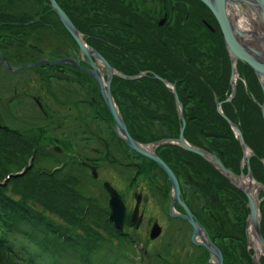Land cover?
<instances>
[{"label":"rangeland","instance_id":"374dc122","mask_svg":"<svg viewBox=\"0 0 264 264\" xmlns=\"http://www.w3.org/2000/svg\"><path fill=\"white\" fill-rule=\"evenodd\" d=\"M156 1L150 0L148 4L154 3V6H159L161 0ZM167 1L171 4H174L175 1L178 3L169 14L167 13L168 9L167 12L164 11L161 14L158 11V19L165 14L168 19L172 15L178 14V11L181 14L184 9H189L197 14H203L204 9L208 10L200 0ZM1 4L4 7L8 6L5 10L8 14L25 12L30 18H34L38 10L32 0H15L10 3L0 0ZM226 10L230 21L233 23L234 30L243 33L237 39L248 48L252 47L257 52L256 57L261 60L264 57V29L260 13L254 6L253 0H230ZM210 17L211 20L209 21ZM81 23L84 24V27L90 29L87 26L86 19L82 20ZM207 24L212 29L217 26L212 13L209 15ZM26 32L19 38L21 42L17 41L20 46L14 44V46L2 52L8 57L9 61H12L9 62L11 65L26 59L27 62L36 61L44 55L49 57L70 55L72 58L80 60L82 65L86 64L87 59L80 55L79 49L73 41L74 39H71L56 16L46 26ZM201 39L203 41L204 38ZM16 57L18 58L15 59ZM236 64L235 69L238 74L241 73V69L246 70L248 68L252 70L246 63L241 61H236ZM83 66L87 67V65ZM233 67V60L230 55L228 86H230ZM70 69L60 80L57 78L48 79L47 72L49 71L47 69L43 71L38 66L12 73L6 71L2 65L0 66V124L16 134L15 138L9 136L7 141H10V143L7 146L5 136L3 137L0 132V178L8 172L21 171L28 165V156L33 153L29 150L35 145L33 141L38 142L35 145L38 146V149L35 151L36 156L31 159L32 166L27 174L28 177L32 173L31 178H33V181L36 182L43 177L44 172L47 173L55 169L53 167L57 166L60 161L67 160V163L61 167L62 173L57 176L60 178L62 175H66L67 178L62 183H60L61 179L60 182L47 181L50 178V176H47L39 189L43 193L34 192L32 198L28 197L27 200L21 197L20 193H23V189L20 190V187L15 185L17 188L12 190V185H10L6 188L5 196L22 204L20 205L22 208H18L19 206L16 204L14 207L24 213L23 217L27 219V222L30 219L28 215L37 216L48 220V224L52 222L54 226L58 227L57 230L60 231V234L65 233L84 237L86 230L96 234L94 244L97 250L93 252L95 256V262L92 261L93 264H145L142 251H145L147 255L145 257L146 264L147 262L153 264L156 260L172 262L175 260L196 259L199 262L203 261L200 260L203 259L201 257L204 254L203 251L199 250L197 244L191 242L192 229L190 225L182 218L167 215L168 203L171 198L169 196L171 186L167 176L159 171L158 166L155 167L147 160L144 163H135L129 159L130 153L127 147L122 144L116 134L111 133L114 124L104 104L103 108L100 104L102 99L95 81L89 76L76 75L71 67ZM100 70L104 72L102 67ZM51 73L49 72V74ZM240 76H238V79ZM244 82L242 78V83ZM258 82L262 89L264 87V76L260 77ZM122 91L126 90L123 89ZM263 101L264 95L259 105L262 110ZM263 111H261V117ZM95 117L99 118L96 119ZM262 120L264 124V117H262ZM231 129L233 128L231 127ZM233 130L235 131V129ZM255 131L252 134L253 139H255L258 146H262L263 143L264 147L263 137L261 135L257 137ZM15 141L20 146L18 150L22 153L16 152L13 144ZM70 144L75 146L72 151ZM86 147L88 148L86 149ZM101 151H103L102 156H100ZM97 152H99V155H97ZM105 154L108 155L104 156ZM96 156L101 157V162L96 164V177L94 178L91 175L90 168L83 163L94 164L92 162ZM252 156H254V152L245 144V152H242L238 165V172L240 173L235 174V177L239 180H244V177L248 176L246 170L249 157ZM260 160L262 171H264V156ZM137 165L140 166V169L137 168ZM209 166L211 167L210 164ZM58 174L56 173V175ZM133 178L136 179L133 180ZM250 179L257 185L255 188L256 199L254 200L259 205L260 212V203L263 201L261 199L264 198V185L253 178ZM104 181L116 190L125 208L126 222L123 218L125 223V227L122 228L123 231H114L113 227L115 226L107 218L109 197L106 190L102 188ZM228 181L237 186L231 179L228 178ZM13 182L16 181L13 180ZM63 184L68 186L74 184L72 189L76 191V195L72 192V199H69L71 202L66 201L64 196L60 197L63 191L66 192L63 189ZM32 186L34 187V184ZM236 188L240 190L238 186ZM52 191H58L59 193L52 195ZM137 194H141L142 198L139 204V214H142V221L135 229L134 226L129 225L128 220L135 204L134 196ZM39 196L41 199L47 198L49 202L54 203V208L45 209V206L36 200ZM79 196L80 198L76 202L75 200ZM12 203L14 204V202ZM195 204L197 203L191 205L192 211L195 216L203 220L205 213L199 214V209H197L199 207ZM57 206H59L58 209ZM259 212L257 213L258 226L259 231L262 232L261 224L263 221ZM155 222L161 226L162 232L159 237L149 239L151 226ZM5 223V226L8 227L7 221ZM19 226L25 229L29 228L24 223H19ZM251 230L254 237L251 233L248 237H253L254 241L249 244L252 247L253 245L259 247V257H263L261 264H264V247H262L263 245L256 232L252 228ZM2 232L0 231V234ZM124 232L126 234L130 233V236L125 238L118 235V233ZM50 237L51 235L47 234L49 241H52ZM19 240L25 242L22 237ZM254 249L256 248L254 247ZM48 252H51L50 249H48ZM48 252L47 256L44 257L48 260L56 257L57 260L54 264H89L86 259L84 260L76 255L70 247H67L63 254L58 255L59 257L51 256ZM44 257L43 259H45Z\"/></svg>","mask_w":264,"mask_h":264},{"label":"trees","instance_id":"16d2710c","mask_svg":"<svg viewBox=\"0 0 264 264\" xmlns=\"http://www.w3.org/2000/svg\"><path fill=\"white\" fill-rule=\"evenodd\" d=\"M4 1L10 3L15 0ZM32 1L46 10V20L43 15L38 14L39 19L32 21L28 27L7 23L10 21L9 17L16 15L6 13L8 6L0 5V29L7 33L0 38L1 46H11L13 40L21 42L17 39L18 35H23L26 30L30 32L34 28L46 26L52 18L49 15L54 16L47 0ZM56 1L82 33L86 44L99 52L118 72L119 76H113L111 79V91L133 138L145 143L178 136L181 121L178 105L173 96L174 88L186 122L185 140L194 143L195 129L199 133V146L207 152L210 151V143L216 141L215 155L218 160L226 169L239 173L238 165L243 150L233 129L223 118L224 115L237 126L245 144L254 152V156L248 160L250 171L253 178L264 185V171L260 160L264 156V147L263 143L262 146H258L252 136L256 130V136L261 135L264 139V124L259 107L263 99L262 89L251 69H241L239 75L245 84L241 79L238 80L235 94L228 100L231 92L228 86L229 53L226 51L218 25L212 30L206 25L210 11L204 9L203 14H197L184 9L181 14L178 11V14L172 15L161 26L158 24L159 13L167 12L168 9L169 14L178 2L171 4L167 0H161L159 6H154V3L148 4L150 0ZM85 19L90 29L81 23ZM11 34L14 35V39ZM201 38H204L203 41ZM120 74L135 78H122ZM123 89L126 93L122 91ZM218 104L222 113L217 110ZM164 150L159 152L161 157L164 156ZM184 155L182 151L175 154L177 157ZM200 161L208 168L210 175L215 174L219 179L217 185L211 179H205L207 185L201 186L200 189H204L207 197L214 194L223 200L228 198L227 196L245 197L223 175L212 170L203 159ZM193 168L190 166L188 170L189 173L195 174L196 178L197 174ZM29 172L30 169L27 168L24 174L14 176L13 172H8L0 178V231H3L0 234V264H54L56 257L52 260L44 257L47 256L48 249L51 256H58L63 254L67 247L82 259H86L89 264H93L92 261L95 262L93 252L97 250L94 244L96 234L90 230L84 232V237L60 234L58 227L52 222L48 224V220L37 216L28 215L30 219L27 222L23 217L24 213L14 207L17 205L18 208H22L20 206L22 204L5 196L7 186L12 185V190L19 186L20 190L23 189V193H20L22 196H19L28 200V197L32 198L34 192L43 193L39 189L47 176H50L47 181L62 180L60 183L67 178L66 175L57 177L62 172L54 170L44 172L43 177L35 182L31 178L32 173L27 177ZM73 185H64L63 189L66 192L63 191L60 195L68 202H71L69 199H72L73 194L76 195V191L72 189ZM28 186L32 188L29 189ZM212 186L218 188L213 194ZM58 193L51 192L52 195ZM79 198L80 196L75 201L77 202ZM36 200L44 205L45 209L55 206L47 198L41 199L39 196ZM260 204V215L264 222V200ZM6 221L8 227L5 226ZM19 223H24L29 228H21ZM47 234L51 235L52 241H49ZM20 237L24 238L25 242L19 240Z\"/></svg>","mask_w":264,"mask_h":264},{"label":"flooded vegetation","instance_id":"af4514ba","mask_svg":"<svg viewBox=\"0 0 264 264\" xmlns=\"http://www.w3.org/2000/svg\"><path fill=\"white\" fill-rule=\"evenodd\" d=\"M35 5L38 8V10L35 14H39L41 16L43 15V18H45V20H46V16H45L46 10H44L43 7L37 6L36 3H35ZM51 12L55 16V13L53 11H51ZM15 15L16 16H14V17H9L10 21H8L7 23H9V24L10 23H17V24H20L21 26L28 27V25L30 24V21H29L28 16L26 15L25 12H20L19 14H15ZM49 16L52 17L51 20L54 17L52 15H49ZM26 33L27 32H25L24 34H26ZM65 57L72 58L70 55H62V57L55 56V57L51 58V61H54L55 59L65 58ZM17 58L18 57H16L15 59H17ZM72 59L75 61L77 60L74 57ZM7 60H8V62H12V61H9L8 57H7ZM26 60H22L21 62L18 61L17 63L22 64V62H27ZM78 62L81 66L87 65V67L86 66H83V67L89 68L88 60H87L86 64L84 63L83 65L80 62V60H78ZM61 64L67 66V69L65 71L64 69H62L60 67V68H58V72L66 74L67 71L71 70L70 69V67H71L73 69L72 71H74L76 75H81V76L85 75L88 77V75H86L81 70L77 69L75 66H72L71 64H69L67 62L66 63L62 62ZM1 65L3 66L2 58L0 55V66ZM22 70H20V71H22ZM15 72H19V71H15ZM62 79H63V75H61L60 80H62ZM100 104H102V108H103V104H104V107L106 108L107 112L109 113L105 102L101 101ZM181 111H182V107H181ZM109 115L111 117L110 113H109ZM95 118L97 119L99 117H95ZM111 119H112V117H111ZM184 129H185V127H184ZM111 130H112L111 133L113 132L114 134H116L120 138V135L116 132V130H114V126L112 127ZM193 131H194V135H195L194 143H192L190 141L189 142L186 141V142L191 147L200 149L201 146H199V133H197L195 131V129H193ZM177 138H178V136L173 137V138H170V137L162 138L161 142H165V143L164 144H156V146H154L155 142H145L144 143V142H139L138 140L137 141H138V144H140L145 151L147 150V149H145L146 147H150V150H147V151L151 152V149H152L153 153H154L156 147H158L159 145H164V148H159V151L165 149L163 151L164 156L161 157L162 160L167 165L170 166L173 174L176 175V177L177 176H178V178L182 177V183L180 185L181 192H180L179 197H181V200L184 202L185 206L190 211L193 220L198 225V228H200L198 235H196L194 238V239H196L195 242L191 239L192 234H193V228H192L191 224L187 220H185L184 218H182V217L181 218L183 220H185L190 225V227L192 229V233L190 236L191 242L194 244H197L200 248L199 250L203 251L204 254L201 255V257L203 259H200L203 261L199 262L196 259H187L184 261H176L175 260L172 262L156 260V261H154L155 263H153V264H217L216 256L212 255L210 253V251L207 250L206 247L203 245V243H204V241H206V239H209L211 244L214 243L215 246H213V245L212 246L214 247V249H216L219 252L220 260L222 261L221 264H261L263 257L262 258L259 257V247L254 246V245L252 247L251 244H249L251 241H254V239H253L254 235L252 234L251 228L255 232H256V230L251 225V222L249 220L250 215H249V204L247 202V198L246 197H239V196H234V197L230 198L229 196H227L228 198H224V200H223L221 197H218L215 194L207 197V195H205L204 189H200L201 186L206 187L207 184H206L205 179H211L213 181V183L216 185H217V183H219V179L217 178V176L215 174L210 175V173H208L209 172L208 168L205 167L204 164L200 161V159H203L201 156H198L197 154L193 153L190 150L187 151L179 142H177ZM120 140H121V138H120ZM78 142H80V141H78ZM36 144H38V143H35V145ZM35 145H34V148L36 147L35 149L37 150L38 146H35ZM216 147H217L216 141L213 140V142L210 143V151L209 152L210 153L212 152L215 154L217 152ZM87 148L88 147H86V149ZM84 149H85V147H84ZM72 150H74V149L72 148L71 151ZM178 151H180V152L182 151V153H185V155L182 157L175 156V154ZM129 153H130L129 159L131 161H134L135 163L136 162L144 163L147 160L150 164L154 165L155 167L158 166L151 159H149L147 157L145 158V156L139 154L136 151L135 152L130 151ZM100 154H101L100 156H102L103 151H101ZM97 155H99V152H97ZM107 155L108 154H105L104 156H107ZM94 159L95 160L92 159L93 160L92 163H94L95 165L94 164H92V165H94L96 167V164L101 162V157L99 158L96 156ZM66 163H67V160L65 161V164ZM83 164H85L87 166L88 162H85ZM190 166L194 167L193 169L197 174L196 178H195V174H193V173L191 174V172L189 173L188 169L190 168ZM211 167H212V170H214L216 173L222 175L219 171L216 170V168H214L213 166H211ZM137 168L140 169V166L137 165ZM159 171H162V170L159 168ZM164 175H165V173H164ZM135 179L136 178H133V180H135ZM167 179H168V177H167ZM233 179H234V177L231 178V180H233ZM169 183H170V181H169ZM211 189H212V194H213V193H215L214 190L218 189V188H216L215 186H212ZM170 190H171V193L169 196L171 198L169 199L168 207H169V205L173 199V197L171 195L172 189L170 188ZM135 197H136V195L134 196L135 204H136V198ZM198 202H200V203H198ZM193 203H197V204H195V206L199 207V208L196 207L197 209H199V214L205 213V216H203L204 217L203 220H200V218L195 216V214L193 213V211H192L193 208L191 207V205H193ZM172 208H173L176 215H179L181 213H185L184 207H182V205H180L178 203H174L172 205ZM137 209H138L137 218L140 215L141 219H142V214L141 213L139 214V212H140L139 211V205H138ZM247 209H248V211H247ZM108 211H109L108 212V217H109L110 213H111L110 208ZM133 211H134V207H133ZM133 211H132L131 215L129 216L128 221H129L130 226H134L135 229H137L139 223L142 220L140 219L141 221L138 223V225H137L138 220H136L135 223H132ZM167 215L169 216V208L167 211ZM169 217H178V216H169ZM123 218H124V221L126 222V215H124ZM178 218H180V217H178ZM124 221H123L122 228L125 227ZM155 223L159 227L160 233H161L162 232L161 226L157 222H155ZM111 224H112V222H111ZM122 228L120 229L121 231H123ZM160 233L158 234L157 237L160 236ZM249 233H251L253 237H251V236L248 237ZM118 235L120 237L128 238L130 236V233L126 234L124 232V233H118ZM149 239H155V238H150V232H149ZM254 247L256 249H254ZM142 252H143V261L146 264V260H145L146 258L145 257L147 255H146L145 251H142ZM147 264H152V263L147 262Z\"/></svg>","mask_w":264,"mask_h":264},{"label":"water","instance_id":"95a60500","mask_svg":"<svg viewBox=\"0 0 264 264\" xmlns=\"http://www.w3.org/2000/svg\"><path fill=\"white\" fill-rule=\"evenodd\" d=\"M48 1H49V6L51 7V10L55 12L63 28H66L71 38L74 39L80 53H82V55L87 58L90 67L88 69L84 68L83 66L79 64L78 60L75 61L70 57L55 59L54 61H46L47 56H44L42 59L38 61H34L33 63H22L21 65L11 67L9 63H6L4 56H2V63L4 67L9 72H12V71H18L20 69H23L24 67H33V65H42L44 63L55 64V63H62V62L66 63L67 62V63L72 64L79 70L83 71L87 75H90L94 79V81H96L97 83V86H98L99 92H101L103 101L106 103L109 113L112 114L113 123L115 124L114 130H116V132L120 135V138L123 141V143L125 145H128L132 150L154 161L156 164H158L161 167L165 175H167L168 180L170 181L171 189H172L171 195L173 197L172 202L170 203L168 207L169 216H178L180 218L182 217L185 220H187L193 228V234H192L191 239L195 242L196 239L194 238L196 235H198L200 228H198V225L193 220L190 211L184 205V203L181 201V198L179 197L180 191H179V186L177 183L176 176L173 174L169 166H167L158 156L153 154L152 149H151V152L147 150L145 151L140 144H138L135 140L131 138L130 134H128L127 132L125 123H123L122 119L120 118L119 114L116 111L114 102H112L111 92L109 91L110 82H111L110 79L114 73V70L111 69V67L108 65L105 59H103L100 56L99 53H96L94 49H91L84 45L82 38H80V34L77 28L73 26L70 18L67 17L65 12L57 5L56 1L55 0H48ZM200 1L207 6L209 11H211V13L213 14L215 21H217L220 32H222V35H223V40L226 45L227 52L230 53L231 55V59L241 60L244 63H246L249 67L252 68L253 72L257 75L258 78L264 76V61L259 60L256 57L257 52H255L251 47L248 48L247 46H245L242 42H240L237 39L239 36H242L243 33L240 31L234 30L233 23L232 21H230L228 17V12L226 8H227V3H229L230 0H200ZM253 4L260 13V19L262 21V25L264 29V0H253ZM163 21H164V18L161 19L159 24L162 25ZM92 58L100 59V61L103 63L104 69L108 73L106 82L102 80V73L100 70H98L94 66ZM233 91H234V88H233ZM174 95L176 99L175 92H174ZM263 95H264V87H263ZM177 102L179 103L178 99H177ZM263 110H264V101H263ZM263 117H264V111H263ZM181 120H182V126L179 130L180 133H179L177 142H179L186 150L188 151L190 150L193 153H196L199 156L203 157L208 163H212L213 166L227 179L228 178L230 179V176L235 175L234 173L226 169L223 163H221L214 155L209 154L208 152H205L201 149L199 150L197 148L191 147L184 141L183 129L185 127V121L182 118ZM228 123L233 129L237 131L238 140L240 141L242 150H244L245 152V143H244V140L241 138L238 129H236V127L229 120H228ZM156 144H154V146H156ZM91 171H92L93 176L96 177V171L93 167L91 168ZM247 172H248L249 178H252L251 172H249V169L247 170ZM103 188L107 190L109 197H110V208L112 210L110 219L111 221L114 222L115 227H117L118 229H121L123 225V217L125 215V208L122 204V201L118 193L116 192V190L112 189V187L109 185L108 182H104ZM242 192L246 194L247 196V202L249 204V215H250L249 220L251 222V225L256 230V234L259 237V240L263 245L262 247H264V243H263L262 237L260 236L259 226H258V215H257L258 204L255 203V200L252 199L249 193L244 192L243 190ZM135 198H136V204L134 205V211L132 214V223H135L136 220H138L137 222V225H138V223L141 221L140 220L141 216L139 215L137 218V215H138L137 208L141 201V194H137ZM174 203H178L182 205V207H184L185 209V213L176 215L172 208V205ZM150 230H151L150 238H155L160 233V229L156 223L152 225ZM203 245L206 247L207 250L210 251L212 255L216 256L217 264H221L222 261L220 260V254L216 249H214L209 239H206Z\"/></svg>","mask_w":264,"mask_h":264},{"label":"bare ground","instance_id":"6f19581e","mask_svg":"<svg viewBox=\"0 0 264 264\" xmlns=\"http://www.w3.org/2000/svg\"><path fill=\"white\" fill-rule=\"evenodd\" d=\"M238 3V2H237ZM228 4L229 3H227V6H228ZM235 7V6H234ZM244 9V8H243ZM54 12V11H53ZM55 13V12H54ZM240 13V12H239ZM238 13V14H239ZM251 13V12H250ZM241 14V13H240ZM239 14V15H240ZM252 14V13H251ZM234 17V16H233ZM252 17V16H251ZM232 19V18H231ZM241 22V21H240ZM261 23V22H260ZM80 38H81V36H80ZM261 39V38H260ZM256 41V40H255ZM77 45V44H76ZM85 45V44H84ZM86 47H87V45H85ZM261 46V45H260ZM263 46V45H262ZM259 47V46H258ZM252 48V47H251ZM80 52V51H79ZM263 52V51H262ZM80 55H82V53H80ZM82 57H83V55H82ZM85 57V56H84ZM86 58V57H85ZM261 60L262 61H264V57L263 58H261ZM234 61V60H233ZM93 63H94V66L98 69V70H100V68L101 67H103V65H102V63L100 62V59H96V61L95 60H93ZM70 64V63H69ZM72 65V64H71ZM102 65V66H101ZM73 66V65H72ZM88 66H89V63H88ZM101 66V67H100ZM90 67V66H89ZM85 68V67H84ZM78 69V68H77ZM88 69V68H87ZM101 71V70H100ZM83 72V71H82ZM102 72V71H101ZM84 73V72H83ZM86 74V73H85ZM87 75V74H86ZM232 83L233 82H235V80L237 79V75H236V73L233 71L232 72ZM91 79H93L90 75H88ZM94 80V79H93ZM96 82V81H95ZM218 106V108L220 109V106H219V104L217 105ZM225 119V118H224ZM227 120V119H226ZM227 122H228V120H227ZM145 149H147V150H150V147H146ZM188 151V150H187ZM248 151V150H247ZM154 154V153H153ZM196 154V153H195ZM246 154H247V152H246ZM198 155V154H197ZM217 170V169H216ZM218 171V170H217ZM231 172V171H230ZM233 173V172H232ZM224 176V175H223ZM225 177V176H224ZM232 177H234V179L232 180V181H234L235 183H236V185L240 188V190L242 189L244 192H247V193H249L250 194V196L252 197V199H256L255 197H256V187H257V185L255 184V182L252 180V179H250L249 178V176H245L244 177V180H239L238 178H236L235 177V175H233V176H230V179L232 178ZM226 178V177H225ZM227 179V178H226ZM241 190V191H242Z\"/></svg>","mask_w":264,"mask_h":264}]
</instances>
